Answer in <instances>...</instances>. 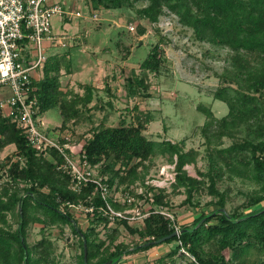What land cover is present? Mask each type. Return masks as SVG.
Listing matches in <instances>:
<instances>
[{
  "label": "trees",
  "instance_id": "1",
  "mask_svg": "<svg viewBox=\"0 0 264 264\" xmlns=\"http://www.w3.org/2000/svg\"><path fill=\"white\" fill-rule=\"evenodd\" d=\"M86 1L92 9L107 10L143 3L136 12L149 23L157 22L167 9L182 25L192 28L196 39L225 47L229 52L219 74L220 84L212 92L215 99L226 103L227 112L218 117L209 107L197 106L205 115L201 125L206 139L205 170L190 175L184 166L196 160L198 150L184 149L182 139L148 137L142 116H137L135 122L120 119L113 125L101 123L82 139L81 159L96 166L101 175L106 174L110 187L116 182L128 188L141 176L147 159L166 155L174 165V180L170 185L156 187L144 183L141 193H129L144 198L152 206L170 209L173 194H185L182 203L192 205L198 204L197 200L193 201L194 195L203 192L211 196L209 204L214 205L208 211H199L189 224L180 225L178 234L161 241L176 240L169 254L183 247L199 264H227L222 253L203 252L202 245L212 241L218 251L227 248L232 257L256 246L263 253L260 264H264V203L247 211L238 208L227 211L224 209L227 193L217 188V181L224 175L238 177L255 185L245 207L264 201V0ZM146 26L138 22L137 33L143 34ZM161 41L158 37L151 42L146 57L139 63L140 73L126 77L129 96L139 93L140 88L146 91L147 73L160 71L164 61ZM69 65L66 50L54 52L41 66V76L30 80V95L37 100L36 114L56 107L62 117L60 129L70 120L84 117V110L92 112L103 107L90 104L94 97L100 100L96 95L98 87L92 83H79L82 94L61 88L60 70L70 72ZM223 136L233 140L221 145ZM10 144L14 149L0 159V264H58L44 231L53 225L60 230L67 225L77 236L79 253L75 264H85L84 242L87 264H119L122 255L149 248L157 239L174 231L169 220L158 212H151L139 224L123 219L110 222L101 212L103 201L96 191L93 193V184L87 183L79 191L72 190L70 174L58 167L61 157L56 149L48 147L38 151L28 143L13 116L0 111V150ZM68 203L93 206L92 211L85 213L88 224L84 229L78 226L76 214ZM113 205L123 206L116 202ZM8 217L14 219L15 227ZM31 222L40 224L42 235L29 245L26 237ZM100 224L105 228V237L98 235L96 228ZM122 227L143 240L131 247L123 240L115 241ZM192 264L195 263L192 261Z\"/></svg>",
  "mask_w": 264,
  "mask_h": 264
},
{
  "label": "rangeland",
  "instance_id": "2",
  "mask_svg": "<svg viewBox=\"0 0 264 264\" xmlns=\"http://www.w3.org/2000/svg\"><path fill=\"white\" fill-rule=\"evenodd\" d=\"M53 2L72 11L69 18L60 12L50 15L51 33L55 37L65 35L66 39L63 41L64 45L56 40L47 43V49L44 51L47 55L65 50L68 52L70 72H66L64 68L60 70L61 88L71 93L82 94L83 88L79 83H92L98 87L96 95L100 97V100L94 97L90 104L95 103L103 107L94 109L92 112L84 110V117L77 121L70 120L61 129L59 125L62 117L59 110L56 107H50L38 116L41 118L39 126L46 132L54 129L58 132L61 142H73V148L77 150L82 139L90 135L91 131L101 123L113 125L120 119L135 122L137 116H142L143 121H146L144 133L148 137L166 138L171 141L182 139L184 149L198 150L196 160L184 166L190 175L195 176L198 170H205L207 168L206 139L201 131L205 115L197 106L201 104L209 107L218 117L227 112L226 103L215 99L212 92L220 84L219 74L227 63L228 49L196 39L192 28L182 25L177 20V16L167 9L159 16L157 22L149 23L137 15L136 9L143 5L140 2L131 7L110 10L92 9L86 0H53ZM138 22L147 25L143 34L137 33ZM158 37L162 38L160 48L164 54L160 71L147 73L146 91L140 88L139 93L129 96L126 77L140 73L139 63L146 57L151 42ZM36 71L41 76V67ZM88 114L89 116H86ZM232 140L231 137L223 136L221 145H227ZM13 149V144L5 146L0 150V159ZM144 163L146 168L141 169V178L129 184L128 188L124 184H116V182L112 184L110 187L112 198L121 199L126 191L141 193L145 188L144 183L146 184V181L151 178H154L158 184H168L169 180L165 178V171H171L168 165L173 164L166 155H154ZM104 176L107 177L106 174ZM254 186L250 181L234 176L228 178L224 175L217 181V188L227 193L224 209L232 211L238 208L247 211L263 204L264 201H261L251 207H245ZM184 196L185 194L179 193L173 194L170 198V210L177 220L181 221L179 226L189 224L199 211H208L214 207L209 204L211 196L206 193L195 194L193 201L197 200L198 204L192 205L182 203ZM137 200L139 205L148 206L144 198H137ZM73 211L76 214L78 226L84 229L88 224L85 212L77 209ZM8 219L15 227L14 219L12 217ZM96 229L100 237H105V228L102 224ZM44 231L51 241L57 263L75 264L79 246L77 236L71 229L64 225L60 230L58 226L53 225ZM121 231L115 241L123 240L131 247L143 240L136 234L131 235L123 227ZM41 235L40 224L29 223L27 243L29 245L35 243ZM162 243H165L169 249H173L177 242L173 239L154 245L159 246ZM109 248L112 249V246ZM202 250L207 255L222 253L227 259V264H260L263 257V253L256 246H251L246 253L236 257H232L227 248L218 251L216 244L212 241L204 243ZM137 254L142 255L141 252ZM155 262L192 264V259L179 249L173 254L172 259L166 256Z\"/></svg>",
  "mask_w": 264,
  "mask_h": 264
},
{
  "label": "built area",
  "instance_id": "3",
  "mask_svg": "<svg viewBox=\"0 0 264 264\" xmlns=\"http://www.w3.org/2000/svg\"><path fill=\"white\" fill-rule=\"evenodd\" d=\"M54 12H60L67 18L72 13L62 5L48 3L47 0H0V85L7 86L10 90L7 98L0 99V111L4 115L13 116L28 143L38 151H44L48 147L56 149L61 157L58 167L70 174L72 190L79 191L83 185L93 184V193L96 191L103 201L100 206L101 212L110 222L123 219L130 224H139L151 212H158L169 220L178 234L179 223L170 209L152 206L148 201H146L148 206L143 207L129 191H126L121 199L112 198L106 176L100 175L96 166L81 159L79 154L81 144L74 150V143L61 142L57 131L46 132L39 126L41 118L36 114L37 100L30 95V80L37 77L34 75L36 69L43 65L48 56L44 52L47 43L56 40L64 45L63 41L66 39L65 35L55 37L51 33L49 17ZM168 166L171 171H165V178L169 180L167 185L156 183L154 178L146 183L156 187L169 186L174 180V165ZM149 195L151 196V192ZM116 201L123 206L114 207L113 202ZM68 206L71 209L83 210L85 213L93 209L92 205L68 203ZM180 249L191 256L195 264H199L191 253L183 247ZM119 264L136 263L120 261Z\"/></svg>",
  "mask_w": 264,
  "mask_h": 264
},
{
  "label": "crops",
  "instance_id": "4",
  "mask_svg": "<svg viewBox=\"0 0 264 264\" xmlns=\"http://www.w3.org/2000/svg\"><path fill=\"white\" fill-rule=\"evenodd\" d=\"M48 3H54L53 0H47ZM70 7V6H69ZM64 8V7H63ZM66 17V16H65ZM69 18V17H68ZM34 75L37 77L40 75L37 71H35ZM10 95V90L7 86L0 85V99H5ZM181 221H178L180 223ZM138 252H141L142 257L138 256ZM170 249L166 246L165 243L161 245H153L146 249H141L135 252H130L128 254H124L121 257V261H131L136 264H158L155 262L157 259L161 257H170L173 258V254H169Z\"/></svg>",
  "mask_w": 264,
  "mask_h": 264
},
{
  "label": "water",
  "instance_id": "5",
  "mask_svg": "<svg viewBox=\"0 0 264 264\" xmlns=\"http://www.w3.org/2000/svg\"><path fill=\"white\" fill-rule=\"evenodd\" d=\"M176 234H177V232L174 230L172 233H170V234L167 235L166 237L159 238V239H157L155 242H156V243H159V242L163 241L165 238H169V237H171V236H173V235H176ZM85 254H86V253H85V242H84V255H83V261H84L85 264H87ZM101 264H107V263H101Z\"/></svg>",
  "mask_w": 264,
  "mask_h": 264
}]
</instances>
